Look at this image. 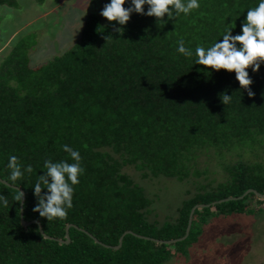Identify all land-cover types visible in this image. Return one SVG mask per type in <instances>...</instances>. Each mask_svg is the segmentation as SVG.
<instances>
[{"label":"trees","instance_id":"trees-1","mask_svg":"<svg viewBox=\"0 0 264 264\" xmlns=\"http://www.w3.org/2000/svg\"><path fill=\"white\" fill-rule=\"evenodd\" d=\"M17 2L0 0V6L15 8ZM256 2L200 0L198 10L163 28L154 17L134 13L121 33L115 22L103 24L91 14L79 43L37 68L29 60L36 36L13 44L0 65V179L8 176L10 155L33 166L16 188L24 194V220L39 222L49 238L36 223L21 224L16 191L0 183L9 201L0 207V264H165L186 255L211 220L262 213L250 204H264L253 193L231 198L250 189L264 195V159L257 160L264 154V65L258 73L249 69L254 92L249 97L234 72L198 71L204 66L175 51L181 38L194 51L225 28L239 33L247 8ZM225 91L232 95L226 106L219 99ZM64 144L79 150L85 172L66 219L47 223L32 211V187L45 159L72 162ZM210 150L220 159L237 152V161L222 163L228 178L187 192L173 220L150 221L152 200L124 168L133 167L143 178L182 182L201 175L193 162ZM195 205L204 206L194 211L185 240L160 244L136 236L183 237ZM69 225L70 242L57 241L65 240ZM126 232L131 234L114 249Z\"/></svg>","mask_w":264,"mask_h":264},{"label":"rangeland","instance_id":"rangeland-1","mask_svg":"<svg viewBox=\"0 0 264 264\" xmlns=\"http://www.w3.org/2000/svg\"><path fill=\"white\" fill-rule=\"evenodd\" d=\"M107 2L109 0H18L15 8L0 6V65L13 44L28 35L36 36V44L29 51L32 68L63 55L79 43L89 15L95 14L103 24L109 23L99 14ZM236 153L226 152L220 159L214 150L202 152L193 162V169L201 175L191 174L182 182L162 176L143 178L141 172L131 166L124 168V172L142 186L152 200L149 220L163 223L176 218V209L188 197L187 192L194 193L198 186L215 187L224 182L228 175L222 163L237 161ZM244 154L246 159L256 160L250 153ZM263 159L264 154L260 153L257 160ZM250 204L262 209V213L211 220L186 255H178L165 264H264V204Z\"/></svg>","mask_w":264,"mask_h":264},{"label":"clouds","instance_id":"clouds-1","mask_svg":"<svg viewBox=\"0 0 264 264\" xmlns=\"http://www.w3.org/2000/svg\"><path fill=\"white\" fill-rule=\"evenodd\" d=\"M200 7V0H109L99 14L108 22H115V31L121 33L134 13L154 17L157 27L163 28L169 21L175 23L181 16L187 17ZM243 13L245 11L238 17ZM234 28H225L219 38L208 46L197 44L194 51L186 46L185 40L181 38L176 42L175 51L186 59H191L193 65L204 66L198 71L234 72L240 89L247 91V95L252 97L254 92L250 85L253 80L249 69L252 73H258L264 65V0H257L254 6L247 8L240 23V32L235 35ZM219 99L226 106L231 103L232 95L225 91L219 94ZM61 147L72 162L67 159H45L40 169L43 174H37L32 187L36 200L32 211L38 213L39 218L46 219L47 223L66 219L68 210L73 206L75 186L80 183V177L85 172L79 150L67 144ZM6 168L9 170L8 176L0 180V183L14 189L15 201L22 203L23 193L17 190L16 186H19L21 179L33 173V166L21 164L19 157L10 155ZM8 203L7 197L0 194V207H7Z\"/></svg>","mask_w":264,"mask_h":264},{"label":"water","instance_id":"water-1","mask_svg":"<svg viewBox=\"0 0 264 264\" xmlns=\"http://www.w3.org/2000/svg\"><path fill=\"white\" fill-rule=\"evenodd\" d=\"M1 180V179H0ZM249 193H253V194H255L258 198H260L261 200H264V195L263 194H260V193H258L257 191H255V190H253V189H250V190H248V191H246L241 197H239V198H231V199H233V200H236V199H242V198H244L246 195H248ZM228 200H230V199H225V200H223V201H228ZM23 201H24V194H23ZM23 201H22V203H21V208H20V210H21V224L24 226V227H26V226H29V225H31V224H34V223H36V224H38V226H39V230H40V232L43 234V236L45 237V238H49L47 235H45L44 233H43V229H42V227H41V225H40V223L39 222H37V221H30V222H26L25 220H24V218H23ZM204 205H195L193 208H192V210H191V212H190V215H189V220H188V225H187V229H186V232H185V235L183 236V237H181V238H178V239H174V240H170V241H160V240H155V239H151V238H148V237H143V236H138V235H136L137 237H139V238H143V239H148V240H153V241H155V242H157V243H160V244H174V243H176V242H180V241H183V240H185L186 238H187V236L189 235V232H190V228H191V224H192V219H193V214H194V211L197 209V208H200V207H203ZM71 227V225H69V226H67V228H66V234H65V240H59V239H57V241H59V242H61V243H65V244H68L69 242H70V238H69V228ZM82 231H84V230H82ZM84 232H86V231H84ZM87 233V232H86ZM131 234V232H126V233H124L122 236H121V238H120V240H119V244H118V246H116V247H114V249H116V250H118L120 247H121V244H122V239H123V237L126 235V234ZM89 235V234H88ZM89 236H91V235H89ZM93 238V237H92ZM93 240L97 243H99V241H97L95 238H93Z\"/></svg>","mask_w":264,"mask_h":264}]
</instances>
